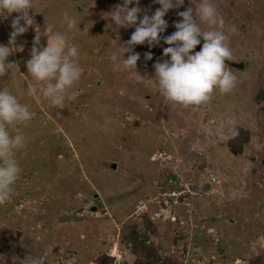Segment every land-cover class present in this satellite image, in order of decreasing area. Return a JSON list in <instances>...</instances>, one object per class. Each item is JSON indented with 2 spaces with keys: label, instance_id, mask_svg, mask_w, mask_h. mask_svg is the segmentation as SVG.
Listing matches in <instances>:
<instances>
[{
  "label": "rangeland",
  "instance_id": "1",
  "mask_svg": "<svg viewBox=\"0 0 264 264\" xmlns=\"http://www.w3.org/2000/svg\"><path fill=\"white\" fill-rule=\"evenodd\" d=\"M212 2L225 21L236 85L184 107L161 94L154 76V63L168 58L163 39L135 45L137 69L122 70L121 43L135 28L115 31L108 16L123 0H33L34 24L16 37L8 57L16 64L0 75V89L33 113L17 125L27 142L16 153L11 199L0 205V264H264V0ZM199 3L170 9L161 36L176 30L179 11ZM139 6L141 16L160 7ZM65 13L76 27L67 29ZM16 15L0 19V43ZM36 28L39 46L63 32L78 47L82 76L63 108L28 95L29 84L43 87L26 66ZM229 117L235 137L207 134ZM195 141L203 151L191 150Z\"/></svg>",
  "mask_w": 264,
  "mask_h": 264
},
{
  "label": "clouds",
  "instance_id": "2",
  "mask_svg": "<svg viewBox=\"0 0 264 264\" xmlns=\"http://www.w3.org/2000/svg\"><path fill=\"white\" fill-rule=\"evenodd\" d=\"M160 5L149 15L139 6L140 0H123L109 13L111 27H133L130 39L124 43L122 52L124 59L122 70L136 68L140 58L138 52L133 51L137 44L147 43L149 48L159 45L161 39L167 44L163 48V55L167 59L154 63L158 88L168 100L184 107L207 104L212 99L214 90L229 93L236 85V76L226 67V60H231L232 50L229 47V37L226 35L225 21L219 14L212 0H200L195 10L188 7L179 11L181 20L174 22L175 31L170 35L161 36L168 27L164 18L173 8H179L184 0H153ZM133 5V6H130ZM33 8V0H0V19L7 18L11 13H18L11 20L12 31L7 44L0 43V75L9 72L13 65L8 57L17 50L16 37L28 31L34 24L29 10ZM23 21V23H21ZM67 29L77 26L74 18L64 14ZM200 21L206 22L211 30L204 31ZM235 32V26L230 28ZM40 30L36 28L33 38L31 57L26 61L30 76L43 82V87L36 89L28 86V95L42 96L50 100L51 104L63 108L66 100L74 99L72 89L82 76V68L77 63L78 47L69 45L63 32L47 35L46 46L40 45ZM203 44L198 51H194L198 44ZM39 46V47H38ZM118 50L112 59L117 60ZM129 53L125 57V53ZM152 53L146 52L145 58L151 59ZM137 69V68H136ZM33 118V113L27 104L21 103L18 97L7 88L0 89V205L11 199V193L19 179L21 167L16 159V153L27 142L26 137L19 131L17 125H26ZM234 118H227L215 127H207L209 135L219 140H227L238 134ZM11 129H16L13 134ZM191 150L203 151L199 141L191 144ZM26 264H44L40 258L26 259Z\"/></svg>",
  "mask_w": 264,
  "mask_h": 264
},
{
  "label": "water",
  "instance_id": "3",
  "mask_svg": "<svg viewBox=\"0 0 264 264\" xmlns=\"http://www.w3.org/2000/svg\"><path fill=\"white\" fill-rule=\"evenodd\" d=\"M200 39H201V44H198L196 46V48H195L196 50H199L203 44V38L201 37ZM231 65H233L237 68H243V62H231Z\"/></svg>",
  "mask_w": 264,
  "mask_h": 264
},
{
  "label": "built area",
  "instance_id": "4",
  "mask_svg": "<svg viewBox=\"0 0 264 264\" xmlns=\"http://www.w3.org/2000/svg\"><path fill=\"white\" fill-rule=\"evenodd\" d=\"M186 191H189L190 193L194 194L196 191L195 190H191L189 188L186 189Z\"/></svg>",
  "mask_w": 264,
  "mask_h": 264
},
{
  "label": "trees",
  "instance_id": "5",
  "mask_svg": "<svg viewBox=\"0 0 264 264\" xmlns=\"http://www.w3.org/2000/svg\"><path fill=\"white\" fill-rule=\"evenodd\" d=\"M244 131H246V130H244ZM230 140H231V138H230ZM232 144V143H231ZM239 151V150H238Z\"/></svg>",
  "mask_w": 264,
  "mask_h": 264
}]
</instances>
